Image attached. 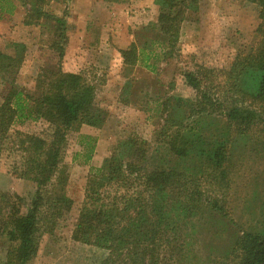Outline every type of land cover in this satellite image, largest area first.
Here are the masks:
<instances>
[{"label": "trees", "instance_id": "16d2710c", "mask_svg": "<svg viewBox=\"0 0 264 264\" xmlns=\"http://www.w3.org/2000/svg\"><path fill=\"white\" fill-rule=\"evenodd\" d=\"M253 1L260 7L262 46L256 53L238 55L228 70L205 68L184 74L197 96L194 101L174 98L163 104L165 133L172 135L166 157L143 138L130 136L105 166L91 168L73 240L101 252L100 264H164L168 251L178 252L180 242L186 243L190 225L194 228L204 214L218 216L223 211L218 200L202 199L205 182L225 181L232 134L245 135L250 126L264 120V0ZM33 2L32 15L23 24L39 26L50 18L55 26L50 48L60 60L56 67L43 69L35 88L25 92L16 87L15 76L25 60L26 45L12 42L0 50V75L9 79L2 84L6 94L0 105V158L5 148L22 152V177L36 185L31 200L0 192V235L12 244L6 264H33L43 239L71 220L73 200L67 195L65 164L68 137L83 127L102 129L107 121L106 111L97 103V85L83 73L62 70L68 15H48L47 0ZM154 3L158 14L149 28L166 40L161 56L166 60L180 43L185 16L196 10L198 0ZM138 50L132 43L121 51L131 72L140 60ZM215 118L222 124L214 125L220 122ZM28 121L41 123V130L36 134L13 130ZM236 246L241 253L238 264H264V230L245 233Z\"/></svg>", "mask_w": 264, "mask_h": 264}, {"label": "rangeland", "instance_id": "374dc122", "mask_svg": "<svg viewBox=\"0 0 264 264\" xmlns=\"http://www.w3.org/2000/svg\"><path fill=\"white\" fill-rule=\"evenodd\" d=\"M47 1L44 11L48 15H68L69 45L70 36L77 34V26L73 22L75 0ZM14 2L17 13L4 29H0V50H5L14 42L12 35L17 32V26L32 15L33 0ZM113 2H98L94 10L99 13L101 8H110ZM142 9L154 15L156 20L158 13L154 0H144ZM259 17L260 7L253 0H198L196 10L188 11L185 16L180 43L169 58L164 60L161 57L152 81H136L131 68L123 64L121 51L134 43L131 27L114 23L102 30L101 36H110L112 51L108 66L93 63L95 52L103 50L104 43L92 42L90 48L84 47L81 52L76 50L73 57L68 54L67 45L62 70L83 73L97 85V103L106 111L107 121L102 129L83 127L79 133L68 137L65 164L69 174L67 195L73 200L72 217L63 224L64 229L43 239L33 264H100L101 252L73 240L91 168L105 166L113 151L130 136L143 138L151 144L152 150L166 157L167 144L172 135L165 133L168 127L163 104L174 98L196 99V92L186 83L185 73L202 72L205 68L225 71L230 69L238 55L256 53L263 41ZM32 26L28 30L30 32L16 33L26 44V55L16 71L15 85L25 92L35 88L36 78L43 69L56 67L60 60L50 48L55 39V26L50 18L41 20L39 26ZM4 80L9 79L0 75V105L6 94L2 87ZM220 119L215 118L220 122L214 125H221L223 121ZM191 122L189 120L188 125ZM206 126L210 131L213 129L214 134L217 133L215 128ZM41 128V123L28 121L15 125L13 130L36 134ZM92 147L94 150L91 153ZM226 152L227 178L220 184L205 182L202 194L204 200H218L223 211L218 216L204 214L194 228L190 225L186 229V243L180 242L178 252L168 251L164 264H238L241 253L236 246L237 239L245 233L263 232L264 120L250 126L245 135L233 133ZM90 153L92 158L88 161ZM23 171V153L5 148L0 158V192L31 200L36 193V185L22 177ZM11 248L7 238L0 235V264H6Z\"/></svg>", "mask_w": 264, "mask_h": 264}, {"label": "crops", "instance_id": "0c3cea01", "mask_svg": "<svg viewBox=\"0 0 264 264\" xmlns=\"http://www.w3.org/2000/svg\"><path fill=\"white\" fill-rule=\"evenodd\" d=\"M102 1L104 2L105 0H75L73 22L77 26V34L70 36V43L67 48L68 54L73 57L75 56L73 53L76 50L81 52L84 47L90 48L92 42L100 41L105 44V48L103 47L104 49L100 50V52H95L96 56L93 63L95 62L99 66L110 65V54L112 51L110 49V36L104 37L101 36V33L105 26L108 28L110 24L121 23L131 27L134 44L139 49V56L141 55L140 60L133 67V76L139 82L149 79L152 81L156 77L155 72L158 71L156 68L159 66V61L165 52L167 43L160 33L149 28L153 16L142 9L144 0H114L110 8H101V12L98 13L94 10L95 5ZM106 1L109 2L110 0ZM11 2L0 0V29H4L9 24L7 22L13 19L15 13H17V4L14 0ZM2 9L4 12H2ZM5 12H10L11 14H6ZM32 27L34 26H26L22 23L17 26L16 30L17 32H30L28 30L32 29ZM92 30H96V32L92 34ZM16 33L12 35L14 43L24 44V41H21ZM146 65L150 66V69H147Z\"/></svg>", "mask_w": 264, "mask_h": 264}]
</instances>
